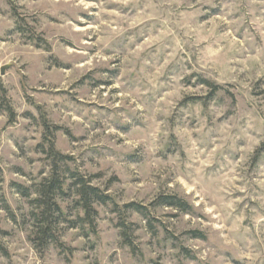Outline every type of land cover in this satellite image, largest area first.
<instances>
[{"label": "rangeland", "instance_id": "obj_1", "mask_svg": "<svg viewBox=\"0 0 264 264\" xmlns=\"http://www.w3.org/2000/svg\"><path fill=\"white\" fill-rule=\"evenodd\" d=\"M0 264H264V0H0Z\"/></svg>", "mask_w": 264, "mask_h": 264}, {"label": "trees", "instance_id": "obj_2", "mask_svg": "<svg viewBox=\"0 0 264 264\" xmlns=\"http://www.w3.org/2000/svg\"><path fill=\"white\" fill-rule=\"evenodd\" d=\"M58 170L59 169L55 168V171L52 172L50 178L42 183L34 192L36 196L33 202L36 206L35 217L38 223L36 230L40 236L38 237V243L40 246L48 245V239L50 238L49 235L54 233L56 223L59 222L61 218H65L66 215L58 202V198L70 193L69 191L73 189L72 187H74L75 196L77 197L76 202L84 212V221L92 219L90 223H93L94 215L97 213L95 210L96 204L106 205L113 203L107 194L103 193L98 187L87 184L83 178H76V182L73 186H68L61 176V171ZM17 187L26 197H30L34 194L29 188H24L21 185H17ZM156 204L178 209L187 213L190 212V206H188L187 202L177 196H163L158 199ZM113 206L116 205L113 204ZM127 207L133 209V211L144 214L145 216L148 212L146 207L135 203L129 204ZM92 226V231H95L94 225ZM122 236L126 237L125 232H123ZM53 242L61 245L58 240Z\"/></svg>", "mask_w": 264, "mask_h": 264}, {"label": "water", "instance_id": "obj_3", "mask_svg": "<svg viewBox=\"0 0 264 264\" xmlns=\"http://www.w3.org/2000/svg\"><path fill=\"white\" fill-rule=\"evenodd\" d=\"M6 69H7V66H3V67L1 68V73H4Z\"/></svg>", "mask_w": 264, "mask_h": 264}]
</instances>
